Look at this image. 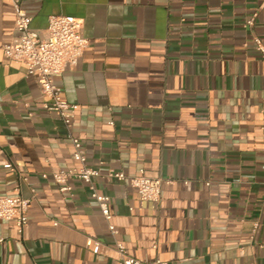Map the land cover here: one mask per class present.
I'll use <instances>...</instances> for the list:
<instances>
[{"label": "crops", "instance_id": "1", "mask_svg": "<svg viewBox=\"0 0 264 264\" xmlns=\"http://www.w3.org/2000/svg\"><path fill=\"white\" fill-rule=\"evenodd\" d=\"M20 1L41 35L50 17L83 23L89 45L57 84L111 219L82 182H53L72 145L3 55L15 14L0 0V198L30 201L22 229L0 220V264H116V243L144 262L264 264V0ZM142 170L164 181L158 202L130 185Z\"/></svg>", "mask_w": 264, "mask_h": 264}, {"label": "built area", "instance_id": "2", "mask_svg": "<svg viewBox=\"0 0 264 264\" xmlns=\"http://www.w3.org/2000/svg\"><path fill=\"white\" fill-rule=\"evenodd\" d=\"M7 1L10 2L15 14L14 36L10 43L2 46L3 55L9 60L25 65L26 77L36 79L40 94L47 99L43 108L59 116L66 137L72 145L71 156L76 166L70 170L53 173L51 178L61 193L71 190L70 181L72 180L86 185L90 197L96 201L102 217L108 223L111 219L109 198L106 195H99L94 183V179L100 175V172L86 164L83 143L71 134L72 120L77 106L63 98L62 89L57 84V79L62 75L65 66L74 65L89 45L88 39L82 33L83 23L71 16L50 17L45 33L41 35L31 28V16L22 7L21 1ZM247 24H252V21H248ZM255 45L264 63V46L258 39H255ZM261 131L264 142V123L261 125ZM106 176L117 181H124L127 178L122 172L112 169L107 170ZM129 183L137 191L140 200L158 202L164 181L157 177H150L142 170L138 176L129 178ZM29 204L28 199L19 196L0 198V220L14 221L16 226L22 229L27 222ZM108 228L113 234L116 233L111 225H108ZM87 245L97 247L99 242L89 238ZM115 251L119 256L116 264H167L158 259L144 262L131 257L121 243H116Z\"/></svg>", "mask_w": 264, "mask_h": 264}]
</instances>
